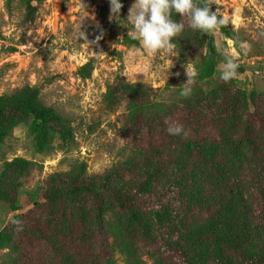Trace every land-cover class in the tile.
<instances>
[{"label": "rangeland", "instance_id": "rangeland-1", "mask_svg": "<svg viewBox=\"0 0 264 264\" xmlns=\"http://www.w3.org/2000/svg\"><path fill=\"white\" fill-rule=\"evenodd\" d=\"M120 2L121 23L109 18V0H42L35 4L31 15H27L25 6L18 0L9 8L6 0H0V94L25 84L38 86L40 102L55 107L67 119L73 135L64 143L69 144L64 149L58 139L46 134L38 143L37 131L28 118L15 126L0 146V179L9 194V204L0 198V235L10 239L7 248L0 247V264L102 263L90 231L95 221L89 208L85 206L81 215L86 216L83 222L71 213L73 207L67 199L60 198L51 206L37 195L40 182L52 170L81 163L90 172L118 166L127 169L120 175L125 179L140 177L161 157L163 170L154 186L157 183L156 190H162L160 193L165 197L163 208L181 196L190 197L189 207H183L177 221L176 235L173 231L170 240L188 242L199 249L202 244L213 249V240L221 239L226 231L237 226L239 205L235 190L249 196L254 213L257 199L264 198V0H217L218 4H212L215 10L220 7L229 17L228 25L233 28L237 43L217 29L210 33L217 54L215 64L205 61L203 66L192 61L185 69L197 73L193 80L198 81L193 83L197 91L211 96L210 92L214 95V90L219 89L225 94L224 103L231 105V115L222 113L214 117L208 111L197 119L179 116L178 89L165 88L164 70L171 66L174 56L147 53L138 41L124 38L129 36L130 26L122 24L123 19L134 0ZM80 24L85 36L77 39L75 34ZM241 44L250 46L246 53ZM225 51L239 54L237 78L228 82L220 79ZM86 62H91L93 70L89 78L83 79L77 69ZM116 74L130 81L146 80L159 87L158 110L150 114L139 111L131 123L121 112L100 110L101 95ZM215 106L220 107V112L224 107ZM176 120L187 131L186 136L176 139L201 142L180 160L179 165L185 168L178 170V179L172 175L174 164L165 157L170 144L163 137L169 123ZM247 120L251 123L246 134L242 131ZM241 136H248L251 155L226 157L217 141L235 142ZM243 143L238 142L240 146ZM14 158L29 160L34 165L27 172L16 169V175H11L4 170V162ZM225 199L224 209L230 211L227 223L210 224L205 216L220 215L216 202ZM155 207L154 202L146 203L148 212ZM59 214L78 225V233L57 228L53 220ZM121 217L109 208V230L117 246L116 264H152L148 243L140 240L131 227L124 226L126 242L119 238L115 228Z\"/></svg>", "mask_w": 264, "mask_h": 264}, {"label": "trees", "instance_id": "trees-1", "mask_svg": "<svg viewBox=\"0 0 264 264\" xmlns=\"http://www.w3.org/2000/svg\"><path fill=\"white\" fill-rule=\"evenodd\" d=\"M14 1L6 0L7 7H11ZM18 1L25 6L27 15L32 14L35 4L42 2V0ZM197 3L203 6V0H197ZM211 10L215 11L213 5H211ZM172 19L183 23L185 28L179 37L174 38L179 55L174 56L171 66L164 70V82L165 88L176 87L179 92L187 79L185 66L192 61L200 62L203 66L207 61L213 66L217 54L212 34H202L199 31L191 30L188 27L187 18L179 14L174 13ZM218 30L225 37L237 43V36L231 26L227 25ZM124 38L137 43L129 36ZM92 70L91 62H86L78 67L77 74L80 78L86 79L90 77ZM240 70L243 71L244 68L241 67ZM199 75L200 78L203 77V75ZM193 83L197 84L198 81H193ZM192 87L191 97L187 99L178 97L177 114L179 116L185 115L197 119L206 115L208 111L214 117L222 113L231 115V105L224 103L225 94H222L219 89L214 90V95L210 92V96L204 91H197V87L193 84ZM159 91L160 88L153 86L149 81H130L123 75L116 74L106 86L98 106L103 112H121L127 119H131L128 121L131 123L133 116L139 111L150 114L158 110ZM39 94V87L30 84H25L10 93L0 94V146L5 142L12 129L28 118L32 119L34 130L37 131L38 143L46 134L53 139H58L62 143L60 144L61 149L69 145L64 144L66 140L73 138L72 129L67 119L55 107L42 104ZM217 104L224 106L221 112L220 107L215 106ZM251 117L253 120V113ZM177 122L178 120L174 124ZM250 123L247 120L242 132L246 133V127ZM143 129L146 128L143 127ZM159 135L163 136L160 133ZM163 137L167 139L166 144H170L165 157L172 159H169L175 169L172 175L178 179V170L185 168L179 165L180 160L188 156L190 149L195 150L197 144L201 142L191 141L185 137L187 141L176 139V136L169 135L168 132ZM247 137L241 136L235 142L230 139H221L217 141V144H220L222 152L228 158L248 157L251 153H249ZM240 140L244 142L241 146L238 144ZM177 144H181L180 147ZM37 145L41 146V144ZM161 159V157L156 159L155 164L150 169H146L140 177L127 176L125 179H121L120 175L127 169L118 166L102 172H90L85 164L81 163L64 170H52L40 182L42 186L36 192L42 202L51 206L56 204L60 198L67 199L73 207L71 213L76 214L83 222L86 221V216L81 215L85 212V206L89 208L92 219L95 221L90 231L93 234L96 253L102 261L101 264H116L114 255L117 246L109 230L111 227L108 218L110 207L122 216L120 223L115 228L119 238L125 241L124 226L131 227L136 231L140 240L148 243L147 253L152 259V264H165L166 261L176 264H264V240L262 238L264 237V198L261 196L257 199L256 212L254 213L249 203V196L240 189L235 190L239 205L237 226L233 230L226 231L221 239L216 237L217 240H213L215 243L213 249L205 244H202L199 249L188 242H180L178 239L170 240L173 237L171 236L173 231L176 235L177 221L182 216L183 207L185 208V205L189 207L190 197L181 196L182 198H178L171 204L167 202L169 207L163 208V204L166 202L165 197L160 193L162 190H156L157 183L154 186L158 173L163 170L160 165ZM33 165L34 163L29 160L14 158L4 162V170L6 173L16 175V169H23L27 172ZM178 166L180 167L177 168ZM172 184L175 185L174 182ZM163 192L166 194L165 191ZM0 198L9 204V194L1 179ZM150 201L154 202L156 207L148 212L146 203ZM226 203V199L217 201L216 206L220 215L211 216L208 214L205 219L207 218L206 220L210 224L218 223L219 226L227 223L230 211L224 209ZM170 206L172 207L170 208ZM54 208L59 210V208ZM163 214L164 216L161 217ZM59 215V218L53 220V224L57 228L78 233V225L72 224L69 218ZM182 222L183 219L179 223L182 224ZM112 235L114 236L113 233ZM9 241L8 236L5 238L3 234L0 235V247L7 248Z\"/></svg>", "mask_w": 264, "mask_h": 264}, {"label": "clouds", "instance_id": "clouds-1", "mask_svg": "<svg viewBox=\"0 0 264 264\" xmlns=\"http://www.w3.org/2000/svg\"><path fill=\"white\" fill-rule=\"evenodd\" d=\"M213 3H217V0H203V6L197 3V0H134L128 9L127 17L123 19L125 23L122 24L128 28L130 26L127 33L129 38L138 41L143 51L153 55L162 52L169 57L178 56L179 51L174 43V38L183 33L185 25L173 20V14L186 17L191 30L208 34L227 26L230 22L229 17L220 11V7H217L215 11L211 10ZM109 5V18L120 22L122 3L120 0H109ZM84 36L85 33L81 31L80 24L75 38ZM240 47L246 53L250 46L241 44ZM224 57L220 79L228 82L237 78L239 54L225 51ZM196 75L195 71L186 70L187 79L184 86L179 89V97L187 99L192 96V84ZM167 132L172 136L187 135V131L180 123H169Z\"/></svg>", "mask_w": 264, "mask_h": 264}]
</instances>
